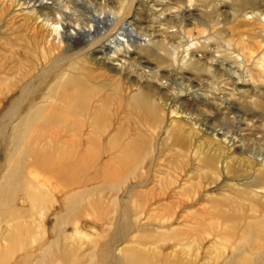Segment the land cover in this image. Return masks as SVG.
<instances>
[{
    "label": "bare ground",
    "instance_id": "1",
    "mask_svg": "<svg viewBox=\"0 0 264 264\" xmlns=\"http://www.w3.org/2000/svg\"><path fill=\"white\" fill-rule=\"evenodd\" d=\"M22 2L14 12L24 22L0 28V264H264V152L249 161L257 168L243 174L223 135H213L219 147L208 141L207 152L187 148L172 127L179 118L189 121L187 114L176 112L166 124L158 96L122 84L114 56L135 42L154 50L129 23L98 13L87 23L68 22L69 10L58 7L51 21L41 11L45 2ZM237 6L253 7V1L237 0ZM107 29L117 33L108 38ZM76 36L81 47L72 41ZM20 50L25 60L11 63ZM176 56L167 55L173 65ZM115 99L123 116L115 112L109 121ZM159 131L166 138L154 146L151 133ZM155 181L164 188H147ZM86 212L107 237L93 246L67 242L65 226ZM26 217L35 225L21 222ZM131 235L132 245L120 246Z\"/></svg>",
    "mask_w": 264,
    "mask_h": 264
},
{
    "label": "rangeland",
    "instance_id": "2",
    "mask_svg": "<svg viewBox=\"0 0 264 264\" xmlns=\"http://www.w3.org/2000/svg\"><path fill=\"white\" fill-rule=\"evenodd\" d=\"M14 1L17 3L29 1L35 5L45 2L47 8L41 11L47 15L45 18L51 21L56 11L55 7H58L64 13L69 10L64 17L66 19L64 21L68 22L70 18L74 23H78L83 21L82 18L85 20L90 14L98 13L104 20L108 15H113L115 20L118 18L116 20L118 23L122 21L129 23L138 38L146 42L151 41L150 45L154 50L147 52L135 42L128 52L123 50L114 56L113 63L119 64L118 67L123 74L122 84L131 86L133 92L145 90L158 96L159 115L166 124L169 120L176 119L174 116L176 112L187 114L189 121L179 118L178 123L172 127H177L180 135L186 140V147L190 150L199 149L200 152H207L210 143L208 141L213 142L210 147L217 146L213 141V135L216 134L214 137L223 135V138L233 144L228 156L237 159L240 165L244 164L241 167L244 170L243 174H250L257 168L249 161L251 159L254 161V158L260 157L264 152V26L258 21L264 19V0H252L253 7L246 8H239L237 0H6L7 4L0 0L2 7L0 28L7 22L10 28L24 22L23 17L14 12L19 6L16 2L13 3ZM54 4L56 6H51ZM84 23H87L86 20ZM107 30L108 38L117 33L112 29ZM216 31L220 32L217 39ZM3 41L1 38L0 42ZM72 41L78 47L83 43L80 36L74 37ZM193 42L194 47L188 45ZM100 51L98 46V62L102 57ZM71 52L68 51L67 54ZM1 53L2 49L0 55ZM159 53L163 54L164 59H161ZM168 53L177 55L176 65L168 61ZM23 55L27 54L22 50L19 56L13 52L11 63L20 62ZM4 91L3 86L0 92ZM115 101L116 99L107 107L109 121H112L115 112L123 116L122 109L118 108ZM128 121L132 122L130 119ZM163 138H166L164 131L151 133V142L154 146L160 144ZM172 144L173 140L170 139L168 146L171 147ZM220 155L224 159L227 153L223 149ZM240 165L238 163L237 166ZM170 174L175 177L173 171H170ZM218 183L220 180L206 188H213ZM162 186L163 183L158 184L155 181L150 182L147 188L159 191ZM17 205L21 209L28 207L24 204ZM55 209L56 206H52L45 219V231L47 228L49 230L53 223ZM168 213L171 214V210H167L164 215ZM152 215L151 219H158L157 213ZM95 218L93 212H86L79 218L77 224L70 222L66 225L65 232L69 236L67 242L77 240L80 242L77 246H93L98 239H105L107 236L100 232L98 228L100 225ZM24 219L21 222H30L29 227L35 225L32 218ZM139 222L148 221L140 219ZM5 230L3 223L2 231ZM46 233L45 240L51 236H46ZM38 235L41 234L36 236ZM132 235L126 242L120 243V246L132 245ZM32 236H35V233ZM213 246H217L216 243ZM200 248L199 251L203 252V247ZM226 252L228 254L229 251ZM205 259L204 256L203 260Z\"/></svg>",
    "mask_w": 264,
    "mask_h": 264
}]
</instances>
